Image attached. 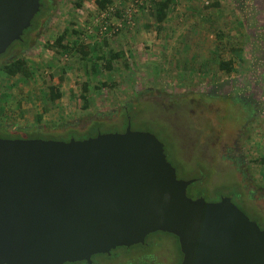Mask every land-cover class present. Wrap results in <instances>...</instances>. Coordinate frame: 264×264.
Wrapping results in <instances>:
<instances>
[{
  "label": "rangeland",
  "instance_id": "rangeland-1",
  "mask_svg": "<svg viewBox=\"0 0 264 264\" xmlns=\"http://www.w3.org/2000/svg\"><path fill=\"white\" fill-rule=\"evenodd\" d=\"M112 1L101 17L91 0H42L26 44H11L0 58L21 56L32 72L0 73V126L81 140L123 132L131 115V130L163 144L178 179L200 177L210 202L241 193L242 212L264 229V0H169L162 20L157 4L166 0ZM62 34L66 49L53 46ZM76 42L92 46L91 55L82 59ZM111 50L123 55L108 70L102 58ZM228 61L229 73L219 69ZM49 86L58 100H49ZM145 241L112 258L99 254L94 264L179 261L173 236Z\"/></svg>",
  "mask_w": 264,
  "mask_h": 264
},
{
  "label": "water",
  "instance_id": "water-1",
  "mask_svg": "<svg viewBox=\"0 0 264 264\" xmlns=\"http://www.w3.org/2000/svg\"><path fill=\"white\" fill-rule=\"evenodd\" d=\"M40 0H0V56L21 40ZM151 133L68 141L0 138V264L86 262L156 232L180 264H264V229L228 196H187Z\"/></svg>",
  "mask_w": 264,
  "mask_h": 264
},
{
  "label": "trees",
  "instance_id": "trees-1",
  "mask_svg": "<svg viewBox=\"0 0 264 264\" xmlns=\"http://www.w3.org/2000/svg\"><path fill=\"white\" fill-rule=\"evenodd\" d=\"M91 1H92V3H94V5L96 6L97 9H101V10L109 8L112 5V2H113L112 0H91ZM168 1L169 0H166V1H163V2H160V3L157 4L158 5V10L160 11V15H159L158 20H162V17L164 15V14H162V10L165 9L164 6H167ZM40 3H41V8H40L39 12L33 18L30 27L23 32L22 37H21V40L16 41V43H21V45H25L26 44V41L23 39V37L33 28L35 20L41 14V12H42L41 9H42V5H43L42 4V0H40ZM64 35L65 34H62V35L58 36L56 38L53 46L56 45L60 49H66V46H63L62 45V41L64 39ZM16 43L14 42V44L13 43L12 44L15 45ZM11 47H9V48H11ZM91 47L92 46L85 45V44H81L80 42H76V43H74L73 51H75L78 55H80L82 57V59L83 58L86 59L87 57H89L91 55V53L93 51V48H91ZM122 55L123 54L118 53V52H113L111 50L109 52L108 58H105V57L102 58V60L105 62V68L108 69V70L111 69L112 62L114 60H117V59L121 58ZM0 58H1V56H0ZM98 59H100V58H98ZM219 69L220 70H223V71H226L227 73L231 72L232 69H233L232 68L231 61L221 62L219 64ZM0 73L3 74L4 76L10 77V78L15 77L17 75H21L24 78H29L32 75V72H31V70H29V67H28V65L26 63V60L24 58H22L21 56L20 57L18 56V57L12 58L9 61H6V62H3L2 64H0ZM54 90H55L54 86H49V88H48V98H49L50 101H56V100H58L61 97L60 94H59V92H57V91L55 92ZM83 92L84 93L87 92V89H86V86L85 85L83 86ZM81 97L84 100V102H87V97L85 96V94L84 95L82 94ZM127 107H126V109H127L126 114L128 115V114H130L131 106H127ZM246 107L247 108H250V106H248V105H246ZM128 110H129V112H128ZM45 111H46V109L44 110V112ZM248 112H249V110H248ZM251 113H249V114L251 115ZM42 115H43L42 113L41 114H38V116L36 118V121L37 122H41ZM130 116L131 115H128L126 119H129ZM12 133L13 134H9V132L7 131V129L5 127L0 126V138H10V139H36V138H42V137H44L43 136V133L41 132V129L39 127H36L34 129L33 128H30V129H28V128L17 129L16 131H14ZM94 136H96V135H92L91 137H94ZM68 140L69 139L63 140V141H68ZM81 140H83V139H81ZM258 162H259L260 165H264V159L258 160ZM200 184H201V179H200V177H198L190 185V187L191 186H195L194 189H195L196 195L194 197H190L188 195V192H187V196L190 197V198H192V199H195V198H198V197H203L207 201V199L205 198V195L206 194L204 193V190L200 187ZM190 187H188V188H190ZM241 196H242L241 193H236L235 192L233 194V197L231 198V201L242 211V209H241L242 207L236 201V199L241 198ZM218 200L219 199H217L215 201H218ZM215 201H213V202H215ZM159 233L166 234V235H171V234L162 233V232H159ZM171 236H173V235H171ZM173 237L175 238V240L177 242V246H178L177 238L175 236H173ZM146 242L147 241H145V243ZM146 244H143L142 246L144 247V246H146ZM123 250H125V249H123ZM114 252H117V251H111V253L109 255H106V254H102V255H105L108 258H112V257H114ZM179 255H180V258H179V261L178 262L180 264V262L182 260V254H181L180 250H179ZM97 256L98 255L92 256L91 259H92V262L93 263L95 261V257H97Z\"/></svg>",
  "mask_w": 264,
  "mask_h": 264
},
{
  "label": "flooded vegetation",
  "instance_id": "flooded-vegetation-1",
  "mask_svg": "<svg viewBox=\"0 0 264 264\" xmlns=\"http://www.w3.org/2000/svg\"><path fill=\"white\" fill-rule=\"evenodd\" d=\"M2 56V55H1ZM129 119H127V122H128ZM124 132V131H123ZM121 133V132H119ZM89 136L85 137V138H88ZM91 137V136H90ZM70 139V138H69ZM59 141H63V140H59ZM143 245V244H142ZM155 245V244H154ZM133 246L131 247H119V248H116L115 250H112V251H118L119 249H131ZM111 253V252H110ZM117 253L114 252V256H117L116 255ZM95 256V255H94ZM92 258V257H91ZM146 257L145 256H142V257H138L137 259H135V261H127V264H153L151 261L149 260H146L145 259ZM87 264L86 262L82 261V262H76V264ZM95 263V262H94ZM92 262V259H91V264H94ZM175 264H178V261L176 259V261H174ZM65 264H75V263H65Z\"/></svg>",
  "mask_w": 264,
  "mask_h": 264
},
{
  "label": "built area",
  "instance_id": "built-area-1",
  "mask_svg": "<svg viewBox=\"0 0 264 264\" xmlns=\"http://www.w3.org/2000/svg\"><path fill=\"white\" fill-rule=\"evenodd\" d=\"M109 10L110 8L103 9V10L99 9V14H101V17H104L105 13H108ZM103 29L106 30L105 27Z\"/></svg>",
  "mask_w": 264,
  "mask_h": 264
},
{
  "label": "bare ground",
  "instance_id": "bare-ground-1",
  "mask_svg": "<svg viewBox=\"0 0 264 264\" xmlns=\"http://www.w3.org/2000/svg\"><path fill=\"white\" fill-rule=\"evenodd\" d=\"M128 108V107H127ZM121 131V130H120Z\"/></svg>",
  "mask_w": 264,
  "mask_h": 264
}]
</instances>
